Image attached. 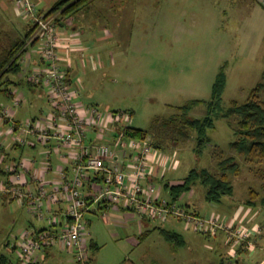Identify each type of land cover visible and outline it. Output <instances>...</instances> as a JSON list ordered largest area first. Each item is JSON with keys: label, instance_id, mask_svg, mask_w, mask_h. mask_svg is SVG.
<instances>
[{"label": "rangeland", "instance_id": "rangeland-1", "mask_svg": "<svg viewBox=\"0 0 264 264\" xmlns=\"http://www.w3.org/2000/svg\"><path fill=\"white\" fill-rule=\"evenodd\" d=\"M257 2L93 0L71 16L89 36L87 40L94 46L91 56L99 62V66L79 74L84 87L80 88L78 103L96 107L104 114L125 112L131 115L133 128L179 152V165L174 170H165L164 183H183L194 169L208 170L221 177L220 162L236 158L239 173L228 174L234 193L226 196L220 207H213L206 199L207 189L201 183L187 192L180 203L197 210L204 218L221 216L226 222L222 215L234 214L242 224L245 216L241 210L249 206L245 203L254 191L253 200L259 205L249 207L253 214L246 221L253 224V218L259 224H244L251 230V236L264 233L260 203L264 197V160L249 159L232 148L237 140L235 128L239 119L216 118L215 127L207 131L209 142L202 152L196 150L197 132L187 131L189 136L185 137L179 130L184 120L181 109L187 108L192 119L209 116L206 104L194 107L192 103L212 101L214 86L222 72L226 75L222 103L225 109L246 103L263 82L264 38L258 35L248 38L249 18L254 17ZM65 23L69 24V19ZM16 25L18 29L12 32L9 21H0V62L4 50L24 36L26 21L17 18ZM23 92L27 97L19 108L23 120L39 115L50 105L42 89L33 92L24 88ZM259 98L264 99V92ZM4 101L0 96V110L3 103L13 106L12 101ZM133 216V220H112L101 212L87 215L92 223L89 237L98 246L90 252L92 264H222L230 260L234 263L229 264H264L263 237L232 247L225 231L205 235L182 222L171 226L148 220L144 221L142 231L150 233L144 237L139 228L142 218ZM36 221L18 200L5 204L0 200V254L18 262L21 251L14 254L7 244L14 243V237L24 229L42 227ZM163 227L181 235L176 243L165 239L160 231Z\"/></svg>", "mask_w": 264, "mask_h": 264}, {"label": "built area", "instance_id": "built-area-1", "mask_svg": "<svg viewBox=\"0 0 264 264\" xmlns=\"http://www.w3.org/2000/svg\"><path fill=\"white\" fill-rule=\"evenodd\" d=\"M17 4L33 28L18 63L27 81L47 92L52 112L46 118L18 122L14 108L24 99L15 94L13 106L1 110L0 122L8 125V135L16 145H43L50 149L45 153L47 161L55 153L70 159L72 167L70 174L64 168L57 169L58 179L53 181L47 180L52 166L47 163L36 169L33 157L7 167L9 180L0 183V195L9 193L27 206L34 218L48 224L21 231L17 237L21 254L15 264H36L38 253L54 247L71 253L75 264H90L86 216L94 210L108 217L112 210L127 209L143 220L178 221L205 235L225 231L232 247L250 239L252 232L243 223L236 225L233 219L225 222L221 216L204 218L180 201L163 196L151 178L158 160L166 158L152 137L132 135V118L125 112L104 114L76 100L79 90L67 65L74 53H80L84 62L88 54L79 38L64 29L66 20H59L60 13L41 11L33 0H18ZM34 53L40 64L32 63ZM107 133L112 135L111 142L105 140ZM90 177L100 180L98 187ZM57 204L63 205L62 212L55 210Z\"/></svg>", "mask_w": 264, "mask_h": 264}, {"label": "crops", "instance_id": "crops-1", "mask_svg": "<svg viewBox=\"0 0 264 264\" xmlns=\"http://www.w3.org/2000/svg\"><path fill=\"white\" fill-rule=\"evenodd\" d=\"M17 1L18 0H0V21H2V22L9 21L11 23L10 29L12 32H15V30L18 29V26L16 25L17 18H22L24 21H26L25 18L20 13ZM58 1H60V0H33V2L37 6L43 7L42 8L43 10H41V11H44V12L45 11L49 12V10ZM46 8L48 11L46 10ZM254 10H255V12H254L255 18L254 17H253L254 19L252 17L249 18V20H250L249 21L250 31L248 32V34H249L248 38H250V37L253 38L257 35L259 37L264 38V0H260V1L258 0V2L255 5ZM67 19H69V24H67V25L62 24L64 29L68 33L73 34L77 38H79L78 41L80 43H82L83 47L85 48V53L88 54V56H87L88 60L84 62L81 59L80 53H74L70 59V62L67 65L68 71L70 73V79L73 82V84H75L77 86V88L80 92V88L84 87V83H83L79 74L82 71L84 72L86 69H90V68L94 69L95 68L94 66H97V65L99 66V62L97 61V59H95L94 57L91 56V53H94V50H93L94 46H91L89 44V42L91 41L90 39L87 40V38L89 36L87 34H85L84 31L80 30V27L77 26L75 24V22H73V20L71 19V16L67 17ZM71 22H73L72 27H71ZM31 29H32V27L26 21V26H25V30H24L25 33H24V36H22V38L26 37V35L28 34V32H30ZM18 39H20V38H17L15 41H17ZM11 45L9 47H11ZM7 49L4 50L3 58L5 57V53H6ZM32 63L33 64H36V63L40 64L41 63L40 58L35 53L32 54ZM8 77L10 78V82L12 83L9 85V88L11 89V91H10V93L5 92V93L0 94V96H2L5 101L8 100V102L12 101V103H13L15 94L21 95L24 99L22 104H21V106H22L23 103L27 100L26 94L23 92L24 88H29L33 92L36 88L42 89V88L31 85L27 81L26 74L24 73L23 68L18 73L10 74ZM42 90H44V89H42ZM46 94H47V92H46ZM47 97H48V94H47ZM4 106H6V104L3 103L1 105V107H2L1 110L3 109ZM21 106L14 108V112H13L15 115V118L18 122L25 121V120H23V116L21 115L22 111L19 110V108ZM1 110H0V112H1ZM51 112H52L51 105H48V106H46V108L42 109V112L39 115L33 116L31 118H46ZM8 134H9L8 125L3 123V122H0V144H1L0 145V165L5 170V173H6L5 175L4 174L0 175V183L1 184L8 183L9 173L7 172V167L10 164H13L16 161H19L21 159H26L28 157H33L36 159V162H35L36 169L47 165V163H49L52 166V168H51L52 170L47 175V180H49V181H53V180L58 179V175L56 174L57 169L64 168L68 174L71 173L72 164H71L70 159H68L67 157H63V155L61 156V155L54 153L52 155V157L47 161V159H45V153H47L50 150L49 148H46L43 145H40L37 143H32L31 145H28L27 147H20V146L16 145V142H14ZM95 134L96 133H93L91 136L94 138ZM105 138H106L105 139L106 142H111L112 135L110 133H107ZM31 139H32V137H31ZM152 139H153L154 143H159V141L157 139L156 140H155V138H152ZM33 141L34 140H32V142ZM52 144L54 145V143H52ZM156 148L161 152L163 157H165L166 159L161 160V158H160V160H158L156 171H155L154 176L151 178V182L158 185L159 187H161L163 196L173 199V195L171 193V187L174 185L182 184V183L178 184V183H175L172 181H167L166 183H164V179H165L164 175H165V172H167V171H165L166 169L168 170V168H169V171H170V170H174L178 167V165H179V152H177L176 150H172V148L165 147L162 144H161V146H158ZM33 150H36L35 153H33L34 152ZM168 154H170V155H168ZM90 178H91V181H95V183L98 187L99 186L98 182L100 180L96 179L95 177H90ZM88 191H89V189L86 188V192H88ZM165 192L167 194H165ZM224 198H223V200H224ZM0 200L3 201V203L5 204L8 202H12L15 199H13L9 193H3L0 195ZM223 200H222V202H223ZM249 200L246 201V203H245L246 206L248 205ZM222 202L221 203H212L213 204L212 206L213 207H220V205H222ZM258 205H256V206H258ZM22 206H25V205H22ZM249 207H253V206L249 205L248 207H245L244 209L241 210L242 216L246 217V218L245 217L242 218V223L243 224L249 223L250 226L259 224V223L255 222V219H253V218H252L253 224H250V222L246 221L248 219L251 220L250 217H252V214H253L251 211L248 210ZM262 209L263 210L261 211V213H264V208L262 207ZM55 210L57 212H62L63 211V205L62 204L55 205ZM133 213L136 214L135 212L127 210V209L112 210V211H110L108 217H111L112 220H116V219L125 220V218H129V219L132 218V220H133V219H135L133 216L134 215ZM88 214H97V211L94 210ZM128 214H130V215H128ZM131 214H133V215H131ZM197 214L199 215V213H197ZM223 216H225V218ZM222 217L224 218V220H227V221H229L231 219H233V221L235 220L236 225L241 224V219L239 217L234 216V214L230 215V214L226 213L225 215H222ZM86 218H87V216H86ZM35 219L36 218H34V220ZM36 220L38 222L42 223V227H40V228L48 227L47 221H42V220L39 221L38 219H36ZM87 221H88V227H89L92 223L88 219H87ZM144 221H146V220L142 219V221L139 222V228L141 231L140 233L144 237H146L148 235V233H150V232L149 231H147V232L142 231V229L144 227ZM148 221H150V220H148ZM167 223H170V225L173 226V224H177V223L180 224L181 222L170 221ZM167 223H162V224H167ZM32 225H34V224H32ZM166 230H169V229H166ZM170 231H174V230H170ZM19 234L14 237V239H15L14 243L7 244L14 254L17 253L18 251H20V249L17 245V237L19 236ZM262 237L264 238V233L263 234L259 233L258 235H257V233H254V235L251 236V238L249 239L248 242H252L253 238H255V239L260 238V240H263V239H261ZM89 243H90V245L92 244L94 246L93 249H96L98 247L96 245L95 241L90 237H89ZM243 250L244 249H242V252H243ZM242 252H241V255H242ZM6 257H8V256H6ZM18 257H20V256H18ZM9 259L11 260L12 263H14V264L17 263L15 261H13L11 258H9ZM35 259L37 261L36 264H75L73 261V255L71 253H68V252L60 249L59 247L46 249V250L38 253V255L36 256ZM226 259H229V257H226ZM229 263H234V261L230 260ZM229 263L223 262L222 264H229Z\"/></svg>", "mask_w": 264, "mask_h": 264}, {"label": "trees", "instance_id": "trees-1", "mask_svg": "<svg viewBox=\"0 0 264 264\" xmlns=\"http://www.w3.org/2000/svg\"><path fill=\"white\" fill-rule=\"evenodd\" d=\"M93 0H60L50 10L49 14L60 13L59 20H66L67 17L77 13L81 8ZM33 33V28L28 32L26 37L20 38L9 47L5 53V57L0 63V94L8 92L11 89L9 85L10 74L18 73L22 66L18 63L19 54L25 47L29 38ZM32 85V84H31ZM226 86V75L221 73L214 86V93L211 102L194 101L192 104L199 106L206 104L208 106L209 116L203 119H192L188 117L189 110L187 108L181 109L183 126L181 131L185 137L189 135L187 131H195L198 134V144L196 150L202 152L206 144L209 142L207 131L215 127V119L225 118L231 119L237 117L239 122L235 128L237 140L232 143V148L239 154L244 155L249 159L257 158L264 160V99L259 98V95L264 92V77L263 82L259 83L251 93L248 101L242 105L233 104L231 107L225 109L222 106L223 94ZM132 135L142 137L149 135L147 132L133 128ZM188 135V136H187ZM150 136V135H149ZM156 147L161 146L162 142L154 143ZM219 169L223 172L221 177L211 173L208 170H192L189 176L182 184L174 185L171 187L173 200L180 201L182 197L190 192L198 183L203 184L207 189L206 199L210 203H221L225 196H231L234 193V186L228 178L229 172L239 173L240 165L236 158L230 157L220 162ZM6 174L5 170L0 165V175ZM255 192L252 191L251 198L248 205L256 206L254 202ZM261 206L264 208V197L260 201ZM187 206V205H186ZM189 207V206H187ZM196 212V211H195ZM197 213V212H196ZM162 235L169 242L176 243L181 235L175 231H170L161 228ZM248 242V241H247ZM94 246L89 243V252L92 251ZM0 264H14L5 255L0 254ZM90 264H92V257L90 255Z\"/></svg>", "mask_w": 264, "mask_h": 264}]
</instances>
